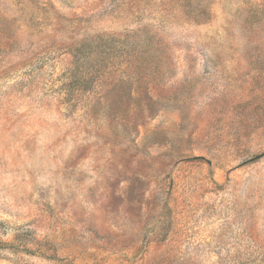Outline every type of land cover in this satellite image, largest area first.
Wrapping results in <instances>:
<instances>
[{"label": "rangeland", "instance_id": "obj_1", "mask_svg": "<svg viewBox=\"0 0 264 264\" xmlns=\"http://www.w3.org/2000/svg\"><path fill=\"white\" fill-rule=\"evenodd\" d=\"M0 264H264V0H0Z\"/></svg>", "mask_w": 264, "mask_h": 264}, {"label": "trees", "instance_id": "obj_2", "mask_svg": "<svg viewBox=\"0 0 264 264\" xmlns=\"http://www.w3.org/2000/svg\"><path fill=\"white\" fill-rule=\"evenodd\" d=\"M128 37H130V35H128ZM99 39H101V37ZM72 54H73V59H74L73 60V67H74L73 70H74V72L75 71L79 72V76H76L77 79L79 78L78 82L80 83L79 88H77V89H79L80 92L88 91V89H85V88L81 89V88L84 84H86V86H87L88 85L87 82H89L90 77L94 73L95 74L97 73V70H96L94 63H93V56H95V54H98V50L95 48L94 45H92V44H90V42H88V43H83V44L73 48ZM122 64H124V63H118L117 64L115 61H111L108 63V68L111 71L113 67L118 69V67H120ZM126 65L128 66L126 68L128 70L133 68L129 64H126ZM105 75H106V73H105ZM148 105L149 104H146V106H148ZM93 107L94 106H89L88 109L92 110ZM99 108H105L106 110H109V106L103 107L101 104H99ZM108 115L111 116V115H113V113L112 112L108 113Z\"/></svg>", "mask_w": 264, "mask_h": 264}]
</instances>
